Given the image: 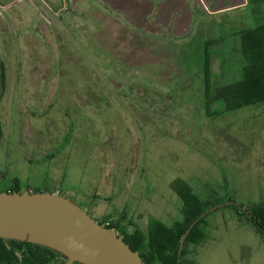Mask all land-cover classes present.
<instances>
[{"label": "rangeland", "instance_id": "obj_1", "mask_svg": "<svg viewBox=\"0 0 264 264\" xmlns=\"http://www.w3.org/2000/svg\"><path fill=\"white\" fill-rule=\"evenodd\" d=\"M8 1L0 0V176L57 186L82 208L106 201L105 218L127 229V220L143 230L149 218L180 219L183 185L264 210V104L215 115L217 103L207 114L199 90L166 96L160 114L152 104L155 89L169 92L194 20L201 13L199 28L215 18L203 4L194 17L184 0ZM238 1L221 22L259 6ZM222 60L214 58L216 75ZM155 68L163 85L146 77L157 78ZM211 212L217 226L197 244L199 259L264 264L259 234L231 218V204Z\"/></svg>", "mask_w": 264, "mask_h": 264}, {"label": "trees", "instance_id": "obj_2", "mask_svg": "<svg viewBox=\"0 0 264 264\" xmlns=\"http://www.w3.org/2000/svg\"><path fill=\"white\" fill-rule=\"evenodd\" d=\"M10 1L12 0L7 3ZM248 2L250 5L253 3L259 4V6L248 8L249 13L247 15H243L241 12L239 15L225 18L223 22L219 16L227 12L215 14V18L212 17L209 19L210 21H204L203 26L199 28L197 24L202 21L199 16L201 13L197 16L195 11L196 5L199 6L198 1H195V5H191L194 6L193 16H197L192 26L194 34L187 44L183 57L175 63L177 74L170 77L171 81L166 84L169 92H162L154 88L158 94L151 98L154 100L152 104L159 111V114L163 111L160 109L161 104L166 102V96H171L175 99L174 101H177V98L182 99L186 92L192 90L200 91V97L207 114L211 113V107L217 103H221V106L214 110L215 115L233 111L243 106L264 104V0H248ZM201 12L203 15L212 16L203 9ZM195 42L196 48L192 46ZM190 52L193 54L187 57ZM218 54L223 58L221 76L216 75L213 69L214 58ZM235 57H238L239 60L234 62L235 66H231L229 64L230 58L232 61V58ZM164 65H168V63L162 62L157 66L159 68ZM158 68H155L157 78L149 73L147 74L149 76L146 77L162 84L158 80L160 78ZM229 73H234V77H231ZM0 84L1 88H4L5 80L1 78ZM1 97L0 95V101ZM167 116L168 114H163L164 118ZM181 188L180 195L183 201L180 209L181 216L172 225H167L154 218L149 220L148 226L143 230L131 228V223L127 224L128 229L123 228L119 223L111 222L107 218L100 223L123 233L124 240L130 244L133 250L140 252L145 264H178L179 247L187 228L201 213L226 200L219 199L212 192L209 194L208 200H205L197 193H193L188 186L186 188L183 185ZM24 190L57 192L46 187L22 185L18 178L7 179L4 175L0 176V191L22 192ZM58 193L62 194L61 192ZM231 206L235 208L238 216L248 222L264 240V232L259 227V225L264 227L263 208L247 207L253 215L251 218L236 205L231 204ZM124 217L122 215L123 219ZM206 237L207 215L192 228L182 251L180 264H183L188 244L192 242L201 243ZM66 262L67 257L65 255L48 246L0 238V264H65Z\"/></svg>", "mask_w": 264, "mask_h": 264}, {"label": "water", "instance_id": "obj_3", "mask_svg": "<svg viewBox=\"0 0 264 264\" xmlns=\"http://www.w3.org/2000/svg\"><path fill=\"white\" fill-rule=\"evenodd\" d=\"M227 204L236 205L253 218L244 205L233 200L210 207L185 231L178 264L194 225ZM259 227L264 232V227ZM0 238L48 246L67 257L65 264H145L140 252L131 248L123 234L101 224L74 200L58 192L0 191Z\"/></svg>", "mask_w": 264, "mask_h": 264}, {"label": "crops", "instance_id": "obj_4", "mask_svg": "<svg viewBox=\"0 0 264 264\" xmlns=\"http://www.w3.org/2000/svg\"><path fill=\"white\" fill-rule=\"evenodd\" d=\"M184 1L187 4L186 6L183 7L184 14H186V15L194 14V12H191V10H193L194 7L191 6L192 4H191L190 0H184ZM194 1H196V0H194ZM199 1L200 2H198V5L201 6V4H203V6H201V7H203V10L206 13H209V14H212V15H215V14H218V13H222V12L233 11V10H236V9L239 8V6H234L233 5L234 0H199ZM239 1H238V3H239ZM227 2H229L230 5H227ZM199 3H201V4H199ZM219 4H223V5H219ZM242 8H245V5L242 6ZM242 13H243V15L244 14L247 15L249 13V9H243ZM174 22L175 21H173V24L177 23V22L176 23H174ZM184 26L186 27V23L184 24ZM27 185H29V184H27ZM35 187H40V186H35ZM55 191L61 192V191H58L56 189H55ZM92 208L94 209L95 213H99L101 215V216H99L101 218H105L106 215L108 214L107 212L109 210V206L107 205L106 201H105L104 204L92 203ZM219 209H220V207L215 209V210L217 211ZM215 210H213V211H215ZM210 213H213V217H210L212 215ZM210 213L207 215L209 217V218L207 217V233L209 232V230L211 228L217 226V222H216V219H215V213L216 212H210ZM122 215L126 216L125 214H121L119 216V221H120V218L122 217ZM231 218L233 220H235L236 223L244 225L245 229H246V233H248L249 230H253L251 228V226L246 221H243L242 219H240V217L238 216V214L236 212H233V214L231 215ZM150 219L151 218L146 220L147 224L149 223ZM154 219H159L160 220V218H158V217H156ZM161 221H162V219H161ZM162 222H164V221H162ZM129 223H131V226H130L131 228H137L136 227L137 225L134 224L133 220L132 221L127 220V224H129ZM259 237H260L259 241H260L261 248H263V263H264V240H263V238L260 235H259ZM205 242L206 241L204 240L201 243H194V242L189 243L187 248H186V253L184 255V258H183V264H208V260H209L208 257L207 258L206 257L205 258H201V259L198 258V254H199L200 251H198L197 244H204ZM203 251H205L204 252L205 256L206 255L209 256L208 252H210V254L212 255V251L211 250L203 248Z\"/></svg>", "mask_w": 264, "mask_h": 264}, {"label": "flooded vegetation", "instance_id": "obj_5", "mask_svg": "<svg viewBox=\"0 0 264 264\" xmlns=\"http://www.w3.org/2000/svg\"><path fill=\"white\" fill-rule=\"evenodd\" d=\"M50 157V156H49ZM48 187V186H47ZM46 187V188H47ZM55 187V189L56 190H58V188H57V186H54ZM43 188V187H42ZM50 189V188H49ZM78 197H79V199H82V198H85L86 197V193L85 192H81V194H80V196L78 195ZM86 199H87V197H86ZM83 209H85L89 214H91L92 216H94L96 219H97V221L98 222H100V221H103V218L101 219V217H96L95 215V211H94V209L92 208V203H88L87 204V207H83ZM247 209V208H246ZM248 211H249V209H247ZM250 212V211H249ZM251 213V212H250ZM209 214V213H208ZM207 214V215H208ZM252 215V214H251ZM249 216V215H248ZM253 216V215H252ZM250 217V216H249ZM99 218V219H98ZM117 230V229H116ZM117 232L119 233V234H123V233H120L118 230H117ZM124 235V234H123Z\"/></svg>", "mask_w": 264, "mask_h": 264}]
</instances>
